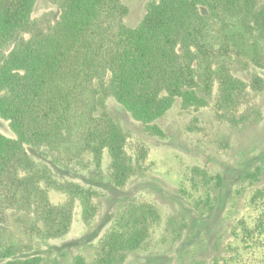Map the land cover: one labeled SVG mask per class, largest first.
<instances>
[{
  "label": "trees",
  "instance_id": "16d2710c",
  "mask_svg": "<svg viewBox=\"0 0 264 264\" xmlns=\"http://www.w3.org/2000/svg\"><path fill=\"white\" fill-rule=\"evenodd\" d=\"M38 0H0V117L14 136L0 131V264H41L22 257L35 248L23 237L4 238L10 214L28 213L25 233L37 242L65 234L73 199L56 204L62 190L54 166L65 171L86 158L101 163L107 153L114 185L126 184L147 158L139 145L128 151V135L99 95L113 96L152 134L178 100L204 105L216 89L223 102L245 84L231 73L238 61L264 68V0H150L142 21L129 27L123 0H53L59 10L34 16ZM252 87L264 90L255 74ZM47 148L53 165L28 147ZM65 192L87 195L81 185ZM89 208V203L86 201ZM158 217L151 204H132L97 246L94 264H117L139 248ZM41 223V225H39ZM76 264H88L77 257Z\"/></svg>",
  "mask_w": 264,
  "mask_h": 264
},
{
  "label": "rangeland",
  "instance_id": "374dc122",
  "mask_svg": "<svg viewBox=\"0 0 264 264\" xmlns=\"http://www.w3.org/2000/svg\"><path fill=\"white\" fill-rule=\"evenodd\" d=\"M149 1L123 0L127 26L142 21ZM46 11L53 19L59 15L53 0H38L34 16ZM241 62L231 74L245 84L243 91L223 102L215 89L199 106L178 99L157 121L161 134L147 131L113 96L99 95L98 112L107 111L126 132L128 151L139 145L147 150L122 186L111 181L107 153L99 164L86 158L60 171L52 166V152L29 146L33 157L54 168L62 187L50 191L51 201L74 197L73 219L65 234L37 242L24 232L34 216L13 211L4 238L35 245L21 256H39L41 264H76L79 256L94 264L99 242L119 216L129 205L147 203L158 217L144 243L117 264H264V90L252 87L255 74L264 78V68ZM0 131L14 136L1 117ZM68 182L88 194L66 193Z\"/></svg>",
  "mask_w": 264,
  "mask_h": 264
}]
</instances>
